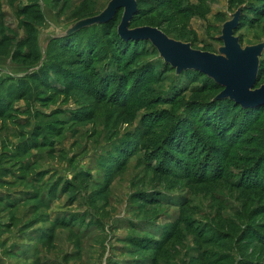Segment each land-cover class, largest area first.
<instances>
[{
  "label": "rangeland",
  "instance_id": "obj_1",
  "mask_svg": "<svg viewBox=\"0 0 264 264\" xmlns=\"http://www.w3.org/2000/svg\"><path fill=\"white\" fill-rule=\"evenodd\" d=\"M110 1L0 0V264H264V104L118 36L124 9L61 35ZM137 1L131 29L217 53L244 6L264 41V0Z\"/></svg>",
  "mask_w": 264,
  "mask_h": 264
},
{
  "label": "water",
  "instance_id": "obj_2",
  "mask_svg": "<svg viewBox=\"0 0 264 264\" xmlns=\"http://www.w3.org/2000/svg\"><path fill=\"white\" fill-rule=\"evenodd\" d=\"M121 9H124V14L118 34L124 40L151 41L164 61L176 69L178 74L189 70L204 73L223 87L216 99H231L243 107L264 104V84L256 87L261 57L264 54V41L243 46L240 37L236 35L244 6L231 14V18L223 24L219 37L223 45L217 53L196 49L192 43L171 38L157 27L131 29V21L139 10L137 0H111L101 14L72 24L61 35L66 36L83 28L108 23Z\"/></svg>",
  "mask_w": 264,
  "mask_h": 264
},
{
  "label": "trees",
  "instance_id": "obj_3",
  "mask_svg": "<svg viewBox=\"0 0 264 264\" xmlns=\"http://www.w3.org/2000/svg\"><path fill=\"white\" fill-rule=\"evenodd\" d=\"M139 13V12H138ZM244 20V15L242 14V18H241V22ZM240 22V23H241ZM83 29H85V28H83ZM82 29V30H83ZM82 30H80V31H82ZM238 30V29H237ZM237 32V31H236ZM118 36H119V34H118ZM262 59V58H261ZM261 62L263 63L262 64V66H261V69H263V66H264V60H261ZM173 69V68H172ZM261 69H260V73H261ZM196 72V71H195ZM198 72V71H197ZM201 73V72H200ZM201 74H203V75H205L204 73H201ZM207 78H209L207 75H205ZM260 78H261V76H260V74H259V80H260ZM209 79H211V78H209ZM211 80H213V79H211ZM214 81V80H213ZM259 82V81H258ZM258 82H257V84H258ZM214 83L217 85V87L218 88H221V89H223V87H221V86H219L215 81H214ZM228 100V99H227ZM230 101H232V100H230ZM234 102V101H233ZM235 103V102H234ZM235 105H237V104H235ZM241 109H243L240 105H238ZM243 110H245V109H243Z\"/></svg>",
  "mask_w": 264,
  "mask_h": 264
}]
</instances>
